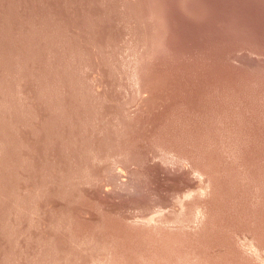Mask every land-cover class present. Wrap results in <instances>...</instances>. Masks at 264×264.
I'll return each instance as SVG.
<instances>
[{"label":"rangeland","instance_id":"1","mask_svg":"<svg viewBox=\"0 0 264 264\" xmlns=\"http://www.w3.org/2000/svg\"><path fill=\"white\" fill-rule=\"evenodd\" d=\"M0 264H264V0H0Z\"/></svg>","mask_w":264,"mask_h":264}]
</instances>
